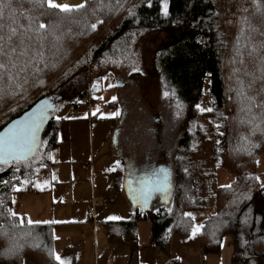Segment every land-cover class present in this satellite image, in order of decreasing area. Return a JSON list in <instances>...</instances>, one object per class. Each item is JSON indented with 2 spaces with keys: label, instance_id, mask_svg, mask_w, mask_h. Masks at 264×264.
<instances>
[{
  "label": "trees",
  "instance_id": "1",
  "mask_svg": "<svg viewBox=\"0 0 264 264\" xmlns=\"http://www.w3.org/2000/svg\"><path fill=\"white\" fill-rule=\"evenodd\" d=\"M148 3L86 0L82 8L62 11L48 0H0V130L38 100L56 96L59 106L38 153L57 148L62 109L87 98L96 104L99 91L88 83L79 87L77 75L126 33H153L154 67L190 107L175 150V184L168 205L136 211L110 230L134 233L138 220L149 218L155 245L176 236L203 255H220L230 236L233 264H264V183L255 170L264 154V0H168L167 17L159 0ZM201 138L215 141L214 157L233 179L215 188L216 207L193 235V212L201 204L189 172ZM44 170L42 164H0V181L6 182L0 183V264H59L53 224L11 215L15 194L48 190L38 185Z\"/></svg>",
  "mask_w": 264,
  "mask_h": 264
},
{
  "label": "rangeland",
  "instance_id": "2",
  "mask_svg": "<svg viewBox=\"0 0 264 264\" xmlns=\"http://www.w3.org/2000/svg\"><path fill=\"white\" fill-rule=\"evenodd\" d=\"M85 1L52 0V3L75 7L82 5ZM155 37L153 33L149 32L144 34L137 31L128 32L119 41L110 46L88 69L82 70L76 77L79 87L88 83L92 88L99 91L95 95V105L100 107L99 117L91 123L79 120V123L83 124V126L76 137V141L72 139L73 147L70 149L66 145L48 152L42 149L37 156L23 162V167L39 166L42 164L45 168L44 173L46 174L44 175L45 178L40 180L38 185L56 189L54 192L55 196H60L62 199L61 208L66 213L72 208L81 210L84 204L85 206L93 205V207L96 205L99 212V224H103L109 217L119 216L118 218H120L122 210H120L121 212L114 211L115 206L121 205L124 202L127 203L129 201L128 198H131V196L133 197L131 199L140 208L143 209L147 206L150 201L147 199L146 204L141 194L145 182L156 179L163 181L165 174L162 173L160 177L152 175L149 177L151 180L147 177L139 179L141 176L139 174L147 170H153V158L148 163L147 156L150 157L152 155V149L155 150L157 157L162 156L160 142L163 143L165 152L170 158L169 160L171 163L173 162L172 174L170 177V174L166 172V188L153 187L150 190H146L145 194L148 196V191H151L152 196H157L156 200L158 201L152 206L153 208L168 205L171 201L168 199V195L170 188L172 192L175 184V150L187 127L190 107L187 106L177 91L167 83L165 77L154 67V51L158 42ZM166 92L168 93L167 96L164 95ZM52 100L56 103V106H59L57 105L60 101L58 97L52 96ZM95 105L92 104V108ZM56 110L57 108L52 114ZM61 114H67L73 118L85 116V114L87 115V106L85 104H80L76 108L69 106L62 109ZM71 122L75 123V121ZM89 127L90 130H88ZM115 131H119L117 146L113 139ZM90 136L93 139L92 150L91 152L87 150L86 155H83L81 154L84 152L83 146L88 142ZM103 136H106V141ZM76 144L81 145L82 148H79ZM200 144L202 145L198 148V152L193 160L195 164L191 166L189 172L190 181L193 187L197 189L200 199L199 203L201 204L193 212L198 222L195 227L197 231L193 235L201 227V218L214 211L216 207L214 199L215 188L219 185H226L233 179V174L219 166L217 158L214 157L215 141L205 143L204 139L201 138ZM150 147L152 152L149 149ZM120 153L124 155L125 164L129 165L131 163L129 170L135 168L129 175L136 180L138 179L139 183L133 188L130 184L131 180H127L125 185L126 187L129 186L127 187L128 189L126 190L125 185L121 187L119 198L113 201L111 197L117 193V187H114L113 184L115 182V171L112 170V173L108 175H103L100 171L102 168L121 167L123 155ZM47 159L51 163L47 164ZM89 160L93 162L95 160L96 163H99L96 166L95 173L97 174L98 182L104 181V187H98L97 198L94 199L90 195L89 199H87L89 201L81 203L74 196V191L79 188L77 186L80 185V182L77 181L76 176H73L72 181H68L69 176L67 175L70 170H75L76 168H79L84 174V167L86 164H89ZM145 161L146 164H141ZM138 164L142 166L139 168ZM255 170L261 182L264 183V154L259 158ZM149 175L151 174L149 173L147 176ZM56 180H58V184H53ZM124 180V177L121 178L119 184L123 185ZM52 184L56 185V187H50ZM82 188L88 191V187ZM106 196L110 199H106ZM20 197H24V195L21 194ZM105 199L107 202L104 201ZM126 205L129 204L127 203ZM80 216L82 215L78 214L74 218L78 219ZM65 217L63 215L61 218ZM150 223L151 221L148 218L139 221V237H149V235H146V231L148 234V229L150 228L151 230ZM65 225L67 224L60 226L58 233L56 232L57 236L55 239L58 240H55V254L64 261V264H68L69 255L75 251L74 248L68 249V247H74L78 242L76 238L82 236L83 243L86 241V244H82L81 249L86 247L89 251L90 246L87 245L86 239H89L90 233L93 234V230L89 226L84 227V224H76L78 226L69 227ZM142 225H145L146 231L142 228L145 233L141 231V235L139 227L141 228ZM139 239L140 241L142 240L141 238ZM171 241L172 244L168 250H163L164 246L158 245L160 257L166 259L169 253H174L172 251L176 252L179 240L175 236ZM228 247H230V254L228 253ZM232 250L231 237L226 236L223 242V264H233L231 261ZM24 264H27V262Z\"/></svg>",
  "mask_w": 264,
  "mask_h": 264
},
{
  "label": "crops",
  "instance_id": "3",
  "mask_svg": "<svg viewBox=\"0 0 264 264\" xmlns=\"http://www.w3.org/2000/svg\"><path fill=\"white\" fill-rule=\"evenodd\" d=\"M99 109L100 107L98 105H95L94 108H91L90 114H88L87 112V115L85 114V116H79L75 118L68 116L67 114L60 113L59 117L66 115V119L63 121L58 131V142H59L58 148L65 145L69 147V149L73 147L72 139L76 141V137L77 135H79V132L82 129L81 127L83 126V124L79 123V120L91 123L92 121H94V119H97L99 117V112H100ZM71 121H75V123ZM88 130H90V127ZM118 136H119V131H115L113 139L116 146L118 145V140H117ZM103 138L105 141L107 140L106 136H103ZM92 140L93 139L90 136L88 142H86V144L83 146L84 152L81 154L86 155L87 150L91 152L93 145ZM76 146L82 148V146L79 144H76ZM120 154L123 155L122 153ZM121 159H122L121 167L116 168V166H113L112 168L109 167L105 169L102 168L100 171L103 175L111 174L112 170L115 171L114 172L115 182L113 184L114 187H117L116 190L117 193H115V195L111 197L113 201L119 198L121 192L120 188L124 187V185L127 183V180L129 179L131 180L130 184L132 183L131 187L133 188L137 186V184H135V181L138 182V180H136L135 178L129 175L135 168L129 170L131 167V163L129 165L125 164L124 155L123 158ZM90 160H89V164L88 165L86 164L84 167V171H85L84 174L82 171H80L79 168H76L75 170H70L68 172L69 174L67 175L69 176L68 181H72L73 176H76L77 181L80 182V185L77 186L79 188L76 191H74V196L81 203L89 201L87 199H89L90 195H92L94 199L97 198L98 187H104L103 185L104 181L98 182L97 174L95 173L96 166L99 165V163H96L95 160L94 162ZM132 165L135 166V164L133 163ZM45 174L46 173H44V175ZM44 175L40 176L39 181L45 178ZM123 177L125 180L123 181V185H120L119 182ZM53 184H58V180L54 181ZM53 184L50 187H56V185ZM42 187H48V186H42ZM82 187H88V191ZM127 187L126 190L128 189ZM55 191L56 189L54 188H48L46 192L40 194L24 193L23 194L24 197H20L22 193L15 194L13 197L11 208L14 211V213L26 217L28 221L31 220L33 221V223H39V222L52 223L54 228L55 238L57 236L58 230L60 229V226L64 224H67L65 226L68 227L74 226L76 224H84L83 225L84 227L89 226V228L93 230V234L90 233L88 236L89 239H86L87 245L90 246L89 251L87 250L86 247H84V249H81L82 244L84 243L86 244V241L83 243L82 236H79L78 238H76V241H78L77 244L74 245V247L72 246L68 247V249L74 248L75 250L73 251V254L69 255L68 264H223L224 261L223 250L220 255L217 254L203 255L201 254V252L197 247L190 244H183L180 242L179 238H177L179 240V243L177 244L176 252L172 251L174 253H169V256L166 259L160 257L158 245H155L153 243L152 230H150V228L148 229V234H147L145 225H142L141 228L139 227L140 234L141 231L144 232L145 230L146 235H149V237L147 236L139 237L138 223L142 219H147V218H140L138 220L137 227L134 233H132L131 231L124 232L121 228L111 231L110 224L115 223L117 221L127 220L136 211H150V210H144L140 208L138 204H135L131 199L133 198L132 196L131 198L130 197L128 198L129 201L127 203L129 205H126L127 203L124 202L121 205L115 206L114 211L121 212L120 210H122L119 219H107L104 221L103 224H99L98 221L99 212L96 205H94L93 207V205L85 206L84 204L83 205L84 207H82L81 210L72 208L69 209L68 212L66 213L61 208V205L63 203L62 199L60 198V196L58 197L55 196L54 193ZM170 192H171V188H170ZM148 194L151 193H149L148 191ZM106 199H110V198L107 197ZM106 199L104 200L105 202H107ZM152 206H150L151 210L153 208ZM78 214H81L82 216H80V218L78 219H75L74 217ZM63 215H65L66 217L61 218ZM62 221H64V223H62ZM142 228H144V230ZM139 238H141L142 240L140 241ZM171 244L172 241L169 243V245L164 246L163 250H168ZM229 249L230 247H228V253L230 254ZM26 262L27 264H34L33 262L28 260L24 261V263Z\"/></svg>",
  "mask_w": 264,
  "mask_h": 264
},
{
  "label": "snow or ice",
  "instance_id": "4",
  "mask_svg": "<svg viewBox=\"0 0 264 264\" xmlns=\"http://www.w3.org/2000/svg\"><path fill=\"white\" fill-rule=\"evenodd\" d=\"M152 0H149L148 7H151ZM49 7L59 8L62 11L71 10L68 5H56L52 3V0H48ZM77 7L82 8L83 5H78ZM159 10L160 14L164 17H167L169 15V4L168 0H159ZM130 16H133L134 14L130 13ZM40 28H44V24L39 25ZM93 29H95L96 25L93 24L91 26ZM14 51V49H13ZM15 67V65H13ZM5 68V65L0 63V69ZM165 96L168 95V93H164ZM197 109H199L201 112L205 111H212L210 108H201L200 105L195 106ZM56 119H59V117H56ZM43 120V115L36 117L33 116L31 119L20 123V126L16 128L15 130H9V135L5 139L4 137H0V160L7 157L8 159H19L21 156L26 155L30 152H33L35 148L37 147L36 141V131L39 129L40 121ZM219 127V126H218ZM162 173L164 172L163 169L160 170ZM157 174H153L155 177ZM15 178V177H14ZM0 183H6L4 181H0ZM15 188V186H13ZM166 188L167 187V174L164 175V180L160 181L159 179H156L154 181H147L144 184V188L142 189V197L144 199V202H147V195L146 190H150L151 188ZM223 187H229V186H223ZM264 187V185H262ZM19 191V189H15ZM2 203V202H0ZM3 212H0V215H3ZM11 215H15V213H11ZM109 219H119L118 217H109ZM29 224H32L33 221L29 220ZM197 231L196 228H193V233ZM54 255V258L59 262V264H64V261L61 260V258L58 255Z\"/></svg>",
  "mask_w": 264,
  "mask_h": 264
},
{
  "label": "water",
  "instance_id": "5",
  "mask_svg": "<svg viewBox=\"0 0 264 264\" xmlns=\"http://www.w3.org/2000/svg\"><path fill=\"white\" fill-rule=\"evenodd\" d=\"M55 109H56V104L53 102L52 98L44 97L38 100L36 103H34L29 109L24 111L20 116L14 118L7 125H5L0 130V137H4L6 139L7 136L10 134L9 130H15L20 126V123L31 119L33 116L39 117L43 115V120L40 121L39 129L36 131L37 147L35 148V150L33 152L21 156L19 159H8L7 157H5L4 159L0 160V164H10L16 161L25 162L34 158L41 147L43 133L51 119V114ZM143 209L151 210V207L150 205H147Z\"/></svg>",
  "mask_w": 264,
  "mask_h": 264
},
{
  "label": "flooded vegetation",
  "instance_id": "6",
  "mask_svg": "<svg viewBox=\"0 0 264 264\" xmlns=\"http://www.w3.org/2000/svg\"><path fill=\"white\" fill-rule=\"evenodd\" d=\"M151 146V145H150ZM160 146H161V151H162V156H160V157H157V155L155 154V150H153L152 149V151H151V147L149 148L150 149V151L152 152V155H150V157L149 156H147V161H148V163L150 162V159L151 158H153V160H152V164H154V166H153V170L152 171H146V172H143L142 174H139V175H141L140 176V178L139 179H144V178H149L150 176H152L154 173L155 174H157L155 177H160V175L162 174V172L160 171L161 169H163L164 170V174H166V172H168L169 174V176L171 177V174H172V169H173V162L171 163V161L169 160L170 158L168 157V154H166V152H165V149H164V147H163V143L162 142H160ZM152 156V157H151ZM141 164H146V161L144 162V163H141ZM141 164H138V167L140 168V166H142ZM151 164V165H152ZM150 165V166H151ZM138 169V168H137ZM140 170V169H139ZM151 174V175H149V176H147L148 174ZM150 180H151V178H149ZM138 180V179H137ZM137 181H135V184H137L138 185V183H139V180H138V182L136 183ZM132 184V183H131ZM149 193H151L152 194V192L151 191H149ZM151 194H149L148 196H147V199H148V201H150V203H148L150 206H152V205H155L156 203H157V201L158 200H156V198H157V196L156 195H154V196H152Z\"/></svg>",
  "mask_w": 264,
  "mask_h": 264
},
{
  "label": "built area",
  "instance_id": "7",
  "mask_svg": "<svg viewBox=\"0 0 264 264\" xmlns=\"http://www.w3.org/2000/svg\"><path fill=\"white\" fill-rule=\"evenodd\" d=\"M86 101L87 102L85 103V105L87 106V112L88 114H90L92 108V98H87Z\"/></svg>",
  "mask_w": 264,
  "mask_h": 264
}]
</instances>
